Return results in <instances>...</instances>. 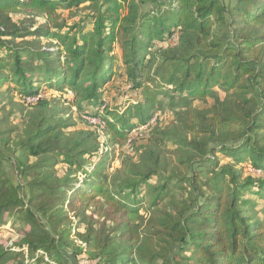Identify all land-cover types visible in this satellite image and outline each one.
<instances>
[{
    "label": "trees",
    "instance_id": "trees-1",
    "mask_svg": "<svg viewBox=\"0 0 264 264\" xmlns=\"http://www.w3.org/2000/svg\"><path fill=\"white\" fill-rule=\"evenodd\" d=\"M85 5L88 21L80 26L58 12L76 15ZM176 30L177 44L149 46ZM26 34L51 42L23 51L15 39ZM118 75L123 88L142 97L123 111L105 100L119 86H110ZM157 78L180 95L187 129L178 132L173 121L159 130L135 170L111 182L102 168L107 160L90 162L100 148L98 137L83 130L66 135L54 107L71 102L80 114L99 118L106 146L115 151L164 106ZM46 89L70 92L69 101L58 98L53 106ZM220 89L231 91L234 100L220 97ZM1 97L9 103L18 97L30 111L17 142L9 117H0V229L14 225L11 216L21 220L17 245L25 247L0 242V264H44L50 261L46 254L59 261L56 251L70 244L76 217L87 225L81 238L94 246L101 241L100 248H116L119 238L105 239L107 221L120 237L133 232L128 240L135 249L115 251L112 258L103 250L102 264H264V0H0ZM207 97L215 99L210 109L191 105ZM164 142L178 146V164L170 170L158 147ZM218 153L232 161L219 165ZM6 161L15 165L22 185ZM203 161L212 165L202 173L196 164ZM60 163L66 165L62 176ZM144 189L151 202L143 215L138 203ZM180 190L189 200H179ZM253 190L262 204L245 199ZM95 217L103 219L100 229ZM142 223L145 238L133 231Z\"/></svg>",
    "mask_w": 264,
    "mask_h": 264
},
{
    "label": "rangeland",
    "instance_id": "rangeland-1",
    "mask_svg": "<svg viewBox=\"0 0 264 264\" xmlns=\"http://www.w3.org/2000/svg\"><path fill=\"white\" fill-rule=\"evenodd\" d=\"M87 8L86 5L81 8V11L78 12L76 15H70L65 10H59L58 12L61 15V19L65 20L68 24L71 26H80L83 22L87 23L88 18H84V16L87 14ZM14 19L17 20V22H22L23 16L21 14H16L14 16ZM44 20L42 18H39L36 20L37 24H42ZM62 22V21H61ZM26 25H30L29 22H26ZM24 26V24H22ZM33 28L29 27V30L27 32L31 33L33 32ZM178 30L175 31L172 37H168L165 35L162 39L157 38L154 41H151L149 43V46L153 48H158L162 46H170L177 44L176 39V33ZM169 38V39H166ZM49 40L45 38H37L33 35L26 34L23 38H17L15 39V43L19 44V49H33L36 50L38 48H41L42 45L49 44ZM29 52V51H28ZM118 52L116 51L117 57L115 60L114 68H117L118 72L121 68V60H119ZM24 56H27V52H24ZM146 68L148 67V61H146ZM169 72V71H168ZM39 75L38 72L35 73V76ZM119 79H116V82H111L110 86L119 85L116 86V89L112 96H106L105 100L106 103H108V106L115 105L113 107L119 109L120 111H123L130 103H137L139 100H142V97H140L139 91L133 90L127 86L122 87L120 75ZM151 84V83H150ZM157 84L160 87H157L158 89L165 92L164 96L162 97V100L164 101V106L158 110L154 116L150 118V120H147L145 123H143L141 126H137L135 129H133L130 133L131 138L128 140H125L122 143H119L115 147V151H111L109 147L106 146V138L102 131V125L100 124L99 118L89 117L87 119V116L80 114L75 107H70V103L62 104L54 107L56 109V116L57 118H60L63 120L65 124V128L63 129V132L66 133V135L72 134L77 130H83L86 132H94V135L98 137V141L100 143V148L98 153H96L95 156L92 157L90 162L98 163L100 160L104 161L107 160L104 163L103 172H105L108 175L109 180L112 181H118L120 182L121 179L126 177L127 172H132L135 170L137 164L141 160V157L143 154H145L146 149L148 146L151 145V138H158L160 137L159 130L164 129L167 125H169L171 122L176 123V130L178 132H183L187 129L186 126L189 124V114L185 113L187 109H184L183 107H178L180 104H182V100L180 98V95L175 92L176 90L173 89V87L168 86L166 87L164 85L163 80L160 78H157ZM152 87L156 88L155 84H151ZM6 88V86H3V90ZM220 97L224 98L226 96L231 97L232 100H234L231 91L225 92L223 90H219ZM46 97L50 100H52V104L57 105L58 98H62V100L66 99L69 101V94L65 93L62 94L61 92H58L54 89H46L45 93ZM171 96H174V99L171 98ZM116 98H118V101H116ZM0 99H3V102H0V117L3 115H7L10 119L11 125L14 127V132L12 133V140L16 141L18 140V136L22 134V130L24 128V123L27 121L28 112L30 111V108H26V106L22 105L20 102V99L18 97L14 98V101L12 103H9V100L5 97H1ZM215 102V99L213 97H207L206 99H200L197 98L191 102V105L193 107H197L198 109H210ZM4 107L3 110L1 108ZM105 105L101 106V109H103ZM155 120H157L155 122ZM132 122H136L133 120ZM150 124V125H149ZM12 141V142H13ZM159 149L161 150V157L162 161L165 162V166L168 170L174 168L178 164L179 160V151L178 146L171 144L169 142H164L162 144H158ZM15 148V146L13 147ZM219 158V165L225 164L228 161H232L231 157L229 155H225L222 153L217 154ZM102 158V159H101ZM35 160L34 157H30V162H33ZM212 165V161L210 162H204L203 163H197L196 169L199 172L206 171V168ZM5 166L7 170H9V174L15 182H18L20 185L23 184L22 177L16 174L14 171L15 165L12 163V161H6ZM66 165L64 163H60L57 166V171L60 176H62L65 172ZM255 170V169H253ZM256 172H259L258 170H255ZM203 173V172H202ZM74 176V175H73ZM77 177L79 180H83L84 176L81 172L77 173ZM255 177V176H254ZM157 178L154 177L151 182L156 183ZM24 189H27V187L24 186L22 191ZM255 190V189H254ZM247 191L245 193V199L247 200H253L255 202H258L259 204H262V200L258 198L256 195V191ZM184 196V197H183ZM177 197L179 200H189L187 194L180 190L178 192ZM140 202L138 203L139 206H141V213L144 215L146 212V207L150 205L151 197L148 196L146 189L143 190ZM180 203V202H178ZM164 206V205H163ZM246 209L249 210L250 213H252V216L255 215V212L250 210V204L246 206ZM162 210L165 212L166 207L164 206ZM90 214V213H88ZM147 214V213H146ZM262 215V214H261ZM260 216V215H259ZM13 217V216H11ZM13 221L12 223L7 222L4 226L0 229V242L5 248H13L14 250H24L25 247H19L17 244L23 239V234L20 232V227L22 226L21 220H15L14 218H11ZM96 218V217H95ZM73 220V226L71 228L70 236L68 237V240L70 244L66 245L64 243L60 244L59 249L56 251L57 256L55 257L59 258V261H55L51 258L49 254H46L50 261L44 262V264H102V257L100 256L101 251H105V255L107 257H113L115 251L118 252V254L123 255L125 252H130V250L135 249V246L133 245V242L129 241L132 237V233H127L124 237H120L121 233L118 231H113V228L115 227V224L112 221H107L105 226H103L104 230V236L105 239L108 237L109 239L113 236L119 237L116 238V248H100L101 247V241H99L97 246H94L93 244H88L84 239L81 238L79 234H83L87 230V225L81 221L79 218H72ZM94 227L97 229H100L102 227L101 223L99 221H102L101 218L94 219ZM101 225V226H100ZM147 226L142 223L139 227H134L133 231L136 232V230L143 236H145V231L148 229ZM64 228V227H62ZM61 228V229H62ZM129 239V240H128ZM129 241V242H127ZM114 251V252H113ZM185 254V253H184ZM179 256V252L176 253V257ZM46 257V260L48 259ZM26 261L28 260L27 252L25 253ZM138 262L132 261L129 263L124 264H137ZM7 264H15L14 260L9 261ZM33 264H35L33 262Z\"/></svg>",
    "mask_w": 264,
    "mask_h": 264
},
{
    "label": "built area",
    "instance_id": "built-area-1",
    "mask_svg": "<svg viewBox=\"0 0 264 264\" xmlns=\"http://www.w3.org/2000/svg\"><path fill=\"white\" fill-rule=\"evenodd\" d=\"M69 94H70V92H69ZM27 100H28L29 102H32V101L36 100V98L29 97ZM89 117H90V116H87V119H89ZM94 118H95V117H94ZM98 120H99V119H98Z\"/></svg>",
    "mask_w": 264,
    "mask_h": 264
}]
</instances>
